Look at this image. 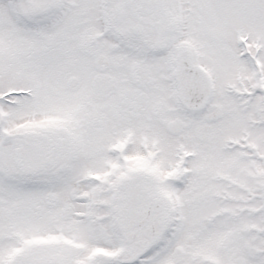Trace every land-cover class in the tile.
I'll return each instance as SVG.
<instances>
[{
	"label": "snow or ice",
	"instance_id": "6c2138e0",
	"mask_svg": "<svg viewBox=\"0 0 264 264\" xmlns=\"http://www.w3.org/2000/svg\"><path fill=\"white\" fill-rule=\"evenodd\" d=\"M0 264H264V0H0Z\"/></svg>",
	"mask_w": 264,
	"mask_h": 264
}]
</instances>
